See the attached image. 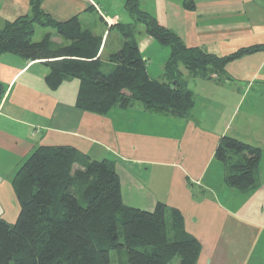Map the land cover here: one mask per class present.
<instances>
[{
	"label": "crops",
	"instance_id": "1",
	"mask_svg": "<svg viewBox=\"0 0 264 264\" xmlns=\"http://www.w3.org/2000/svg\"><path fill=\"white\" fill-rule=\"evenodd\" d=\"M110 3L40 0V8L60 22L77 16L84 29L101 35L99 56L108 73L115 66L108 58L122 44L114 29L119 34L108 52L113 30L108 29L133 24L124 0H119V12ZM138 3L186 48L226 57L264 45V0ZM93 11L100 24L95 31L90 28ZM24 16H31L28 0H0V30ZM35 27L41 26H34V31ZM48 33L57 37L54 30ZM133 33L148 76L163 80L166 57L152 69L155 53L168 55L170 50L146 35L144 27ZM179 70L193 93L190 118L154 115L138 102L99 116L75 107L77 79L66 78L51 87L46 81L47 62L1 55L0 84L5 92L0 101V219L13 224L18 217L12 180L26 159L38 147H71L113 167L125 206L151 212L161 203L168 211L177 210L185 232L200 244L196 264H264V51L228 63L222 82L194 78L183 67ZM225 136L261 150L255 189L238 191L225 184L224 165L215 159V149Z\"/></svg>",
	"mask_w": 264,
	"mask_h": 264
},
{
	"label": "trees",
	"instance_id": "2",
	"mask_svg": "<svg viewBox=\"0 0 264 264\" xmlns=\"http://www.w3.org/2000/svg\"><path fill=\"white\" fill-rule=\"evenodd\" d=\"M28 2L31 16L6 22L0 30V56L47 62L51 87L77 79L75 107L99 116L138 102L151 114L188 119L193 93L179 67L194 78L222 82L228 63L264 51V45H257L217 57L186 48L177 35L140 10L138 0H124L133 24L108 29L120 32L122 44L110 54L115 66L106 73L99 56L101 35L84 29L77 16L56 21L41 10L40 0ZM137 24L170 50L163 80L148 76L133 33ZM34 26L51 28L61 44L55 46L49 33L33 42ZM4 92L0 84V101ZM215 159L224 165L228 187H257L259 148L225 136ZM12 188L19 213L13 224L0 219V264H111L114 251H125L123 264H196L200 244L185 232L180 213L161 203L151 212L125 206L119 177L105 160L92 161L71 147H38L16 171Z\"/></svg>",
	"mask_w": 264,
	"mask_h": 264
},
{
	"label": "rangeland",
	"instance_id": "3",
	"mask_svg": "<svg viewBox=\"0 0 264 264\" xmlns=\"http://www.w3.org/2000/svg\"><path fill=\"white\" fill-rule=\"evenodd\" d=\"M96 2H98V1H96ZM110 2H111L110 3L111 5H114L116 12H119V0H110ZM100 4H102V3H100ZM121 6H123V4L120 5V7ZM101 8H103L102 5H101ZM120 11H121V13L124 14V16L127 15V13L124 11L123 8H121ZM126 17H128V15ZM92 19H93V20H91L92 21V23H91L92 25H91L90 28L95 31V29H94L95 27L96 28L100 27L99 26L100 24H99V22L97 20L98 17L95 18V11H93V18ZM142 27H143L142 25L138 24L137 26L134 27V30L135 31H137V30L140 31V30H142ZM48 32H52V29L51 28L35 27L34 36L32 38L33 42H39L42 39L43 35L48 33ZM118 34H119V32H117L116 30H112L110 32V35L108 37V52H111V47L116 45V35H118ZM52 42H53V44L55 46H59L61 44L62 40L60 38H57V37H55V38L52 37ZM164 47H166V46H164ZM166 49H169V48L166 47ZM169 53H168V55H163L165 53H160V52L158 54L155 53L156 59L154 60L155 62H154V66H153L152 69H154V67H156L159 63H161V61H160L161 59L163 60V58L166 57V61H167ZM151 77L155 78V80H160L157 77V75L156 76L155 75H151ZM190 84H192V82H190ZM191 87L193 88L192 85H191ZM189 88L190 87H188V89ZM110 259H111V264H123L124 262H126L125 251H122L120 253L119 252H115V251L114 252H110Z\"/></svg>",
	"mask_w": 264,
	"mask_h": 264
},
{
	"label": "water",
	"instance_id": "4",
	"mask_svg": "<svg viewBox=\"0 0 264 264\" xmlns=\"http://www.w3.org/2000/svg\"><path fill=\"white\" fill-rule=\"evenodd\" d=\"M173 84H175V82H173Z\"/></svg>",
	"mask_w": 264,
	"mask_h": 264
}]
</instances>
